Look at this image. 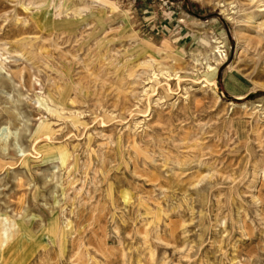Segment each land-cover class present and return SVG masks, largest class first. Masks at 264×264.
<instances>
[{"label":"rangeland","instance_id":"374dc122","mask_svg":"<svg viewBox=\"0 0 264 264\" xmlns=\"http://www.w3.org/2000/svg\"><path fill=\"white\" fill-rule=\"evenodd\" d=\"M261 4L0 0V264H264Z\"/></svg>","mask_w":264,"mask_h":264},{"label":"bare ground","instance_id":"6f19581e","mask_svg":"<svg viewBox=\"0 0 264 264\" xmlns=\"http://www.w3.org/2000/svg\"><path fill=\"white\" fill-rule=\"evenodd\" d=\"M264 1V0H262ZM261 10L264 11V4H261ZM252 19V18H251ZM249 20L250 24L253 23L254 21L253 20ZM241 32V31H240ZM238 33L239 35L241 36H245L246 38H250L251 36H249L248 34H243V33ZM237 35V34H236ZM242 40L245 41V39H243L242 37ZM241 46H242V42L241 40H239L236 44V51H239L241 49ZM217 52L219 53V55H221L220 53V50L218 49ZM206 68H209V70H212V68H210L209 66L206 67ZM205 83V81H204ZM210 83V82H209ZM206 84V83H205ZM208 87V86H207ZM8 227H6L5 225H0V234H2L3 236L0 235V242H5L6 240H8V237H9V234H7L8 232ZM2 239V240H1ZM2 254V253H1Z\"/></svg>","mask_w":264,"mask_h":264}]
</instances>
